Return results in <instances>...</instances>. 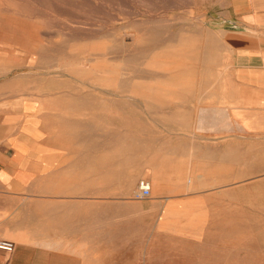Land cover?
Masks as SVG:
<instances>
[{
  "label": "rangeland",
  "instance_id": "obj_1",
  "mask_svg": "<svg viewBox=\"0 0 264 264\" xmlns=\"http://www.w3.org/2000/svg\"><path fill=\"white\" fill-rule=\"evenodd\" d=\"M246 1L0 0V105L26 108L2 133L38 153L26 162L37 189L133 200L149 154L181 153L183 92L213 72L210 47L238 26ZM238 173L251 179L236 209L206 200L199 257L143 264H264V141L239 153ZM50 200H35V226L53 230Z\"/></svg>",
  "mask_w": 264,
  "mask_h": 264
},
{
  "label": "crops",
  "instance_id": "obj_2",
  "mask_svg": "<svg viewBox=\"0 0 264 264\" xmlns=\"http://www.w3.org/2000/svg\"><path fill=\"white\" fill-rule=\"evenodd\" d=\"M247 2L236 15L238 26L210 47L213 72L198 89L183 92L181 153L173 161L144 159L147 198H135L142 179L133 200L117 202L108 188L98 200L87 189L85 201L60 185L37 189L38 174L26 162L38 153L23 137L2 133L26 108L0 105V240L15 245L11 254L0 252V264H143L151 257L200 256L196 227L206 224V200L236 209L239 184L251 179L239 178L238 155L264 141V0ZM37 198L43 206L53 199V230L35 226ZM111 206L125 212L112 213Z\"/></svg>",
  "mask_w": 264,
  "mask_h": 264
},
{
  "label": "built area",
  "instance_id": "obj_3",
  "mask_svg": "<svg viewBox=\"0 0 264 264\" xmlns=\"http://www.w3.org/2000/svg\"><path fill=\"white\" fill-rule=\"evenodd\" d=\"M150 195V183L149 181L142 179L138 184V189L135 194V198L144 199ZM15 249V245L11 242L0 240V252L5 254H11Z\"/></svg>",
  "mask_w": 264,
  "mask_h": 264
},
{
  "label": "bare ground",
  "instance_id": "obj_4",
  "mask_svg": "<svg viewBox=\"0 0 264 264\" xmlns=\"http://www.w3.org/2000/svg\"><path fill=\"white\" fill-rule=\"evenodd\" d=\"M3 261V260H2Z\"/></svg>",
  "mask_w": 264,
  "mask_h": 264
}]
</instances>
